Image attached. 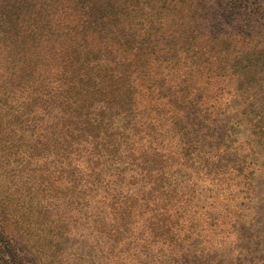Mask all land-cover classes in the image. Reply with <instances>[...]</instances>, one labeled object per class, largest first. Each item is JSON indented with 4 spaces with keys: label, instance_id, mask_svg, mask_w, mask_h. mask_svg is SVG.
<instances>
[{
    "label": "rangeland",
    "instance_id": "rangeland-1",
    "mask_svg": "<svg viewBox=\"0 0 264 264\" xmlns=\"http://www.w3.org/2000/svg\"><path fill=\"white\" fill-rule=\"evenodd\" d=\"M152 4L139 32L152 34L155 46L131 81L136 120L167 116L183 121L185 131L198 128V118L213 124L204 143L212 151L196 164L184 135L163 130L170 197L161 216L172 219L173 240H157L143 216L117 213L128 198L150 196L139 183L143 165L123 154L128 96L78 91L45 113L28 109L7 122L3 41L0 236L17 264H264V0ZM143 135L139 128L133 138ZM215 161L235 165L234 177L225 179Z\"/></svg>",
    "mask_w": 264,
    "mask_h": 264
},
{
    "label": "trees",
    "instance_id": "trees-1",
    "mask_svg": "<svg viewBox=\"0 0 264 264\" xmlns=\"http://www.w3.org/2000/svg\"><path fill=\"white\" fill-rule=\"evenodd\" d=\"M152 2L0 0V45L7 41V66H4L7 69V122L28 109L35 112L42 107L41 111L45 113L51 106L59 105L58 100L67 103L72 93L78 94V91L96 97H110L121 91L122 96H128L122 107L124 130L129 125L123 154L130 165L135 161L143 165L140 173L144 172V177L139 183L147 187L146 193L150 196L142 195L136 203H131L128 198L117 205V213L121 217L132 215V219L143 216L157 240L170 235L172 241L174 234L167 232L173 224L172 219L161 216L170 197L164 186L166 174L170 173L168 157L160 150L164 146L161 138L167 137L163 130L178 135L175 130L184 135L183 143L189 145L187 154L191 164H196L212 151L205 152L204 143L205 136L209 138L213 132V124L208 119L198 118V128L185 131L187 127L182 126L183 121L167 116L150 118L148 114L136 120L132 98L135 90L131 81L133 83L135 69L139 64L147 63L155 46L152 34L139 32L148 21L147 10L156 8ZM0 63H3L1 56ZM43 92L45 94L41 95ZM65 108L68 110L69 104ZM139 128L143 129L144 135L134 139ZM157 128L162 132L158 136ZM87 138L96 141L95 135ZM107 145L108 150L114 147L111 143ZM142 147L144 151L138 150ZM216 166L220 172H225V179L234 177L231 172L235 165L229 167L220 163ZM148 210L159 212L157 218L147 219L144 214ZM17 257L10 242L0 236V264H17Z\"/></svg>",
    "mask_w": 264,
    "mask_h": 264
}]
</instances>
